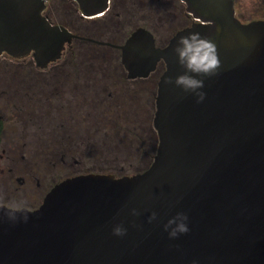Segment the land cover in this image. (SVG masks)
<instances>
[{"label": "water", "instance_id": "water-1", "mask_svg": "<svg viewBox=\"0 0 264 264\" xmlns=\"http://www.w3.org/2000/svg\"><path fill=\"white\" fill-rule=\"evenodd\" d=\"M47 1L0 0V55L34 53L46 63L76 37L45 14ZM73 1L85 17L110 6ZM182 1L193 24L167 46L157 47L145 28L123 46L133 77L166 63L153 165L121 177L69 178L34 211L0 207V264H264V19L243 22L235 0ZM194 32L217 45L221 62L204 78L199 104L165 83L183 71L175 41ZM178 212L189 231L169 239L164 226ZM118 225L122 237L113 235Z\"/></svg>", "mask_w": 264, "mask_h": 264}, {"label": "flooded vegetation", "instance_id": "flooded-vegetation-1", "mask_svg": "<svg viewBox=\"0 0 264 264\" xmlns=\"http://www.w3.org/2000/svg\"><path fill=\"white\" fill-rule=\"evenodd\" d=\"M71 1L75 5L60 21L54 19L52 0L47 1L50 20L76 35L54 60L40 63L34 53L0 55V68H6L0 70V207L37 210L69 178L121 177L125 169H149L158 153L155 116L166 63L161 60L148 74L133 77L123 46L145 28L163 48L181 29L174 32L165 23L157 29L131 26L134 19L146 18L148 0L113 5L110 0L108 10L95 17L83 16ZM164 1L166 12L177 2ZM185 15L191 26L193 19Z\"/></svg>", "mask_w": 264, "mask_h": 264}, {"label": "clouds", "instance_id": "clouds-1", "mask_svg": "<svg viewBox=\"0 0 264 264\" xmlns=\"http://www.w3.org/2000/svg\"><path fill=\"white\" fill-rule=\"evenodd\" d=\"M172 50L177 65L183 71L174 78H167L165 83L183 93L191 94L197 104L202 103L206 98V93L203 91L204 78L217 75L221 67L217 45L206 37H202L199 32H194L177 39ZM132 215L135 216L138 213L133 210ZM155 219L156 213H152L149 223ZM164 230L168 232L169 239H176L180 235L187 234L189 231L188 216L183 212H178L167 221ZM125 234L126 229L122 226L118 225L113 229V235L117 237Z\"/></svg>", "mask_w": 264, "mask_h": 264}, {"label": "rangeland", "instance_id": "rangeland-1", "mask_svg": "<svg viewBox=\"0 0 264 264\" xmlns=\"http://www.w3.org/2000/svg\"><path fill=\"white\" fill-rule=\"evenodd\" d=\"M113 3H115V0H112L111 5H113ZM164 3V0H148L146 5H148L149 9L146 18L139 17L138 19H134L131 22V26L142 24L149 28L157 29L159 25L165 23L167 27H170L174 32H177L191 24V19L185 15L186 5L182 0H177V2L172 5V9L168 12L161 9V6H163ZM49 4L53 7V12L55 14L54 19L57 21L62 19L63 12L66 8L74 6L71 0H52ZM128 6H132V4L129 3ZM155 7L158 8L155 9ZM235 9L236 15L245 23L264 19V0H235ZM2 69L5 70L6 68L1 67L0 70ZM151 129L152 127L150 125L149 138H153V132ZM144 170L146 169H125L124 174L132 175Z\"/></svg>", "mask_w": 264, "mask_h": 264}, {"label": "trees", "instance_id": "trees-1", "mask_svg": "<svg viewBox=\"0 0 264 264\" xmlns=\"http://www.w3.org/2000/svg\"><path fill=\"white\" fill-rule=\"evenodd\" d=\"M72 2V1H71ZM74 4V2H72ZM75 5V4H74Z\"/></svg>", "mask_w": 264, "mask_h": 264}]
</instances>
